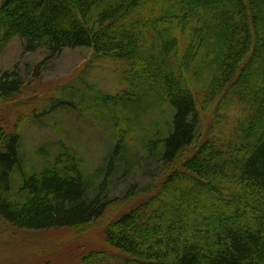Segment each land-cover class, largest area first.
<instances>
[{
	"label": "trees",
	"instance_id": "obj_1",
	"mask_svg": "<svg viewBox=\"0 0 264 264\" xmlns=\"http://www.w3.org/2000/svg\"><path fill=\"white\" fill-rule=\"evenodd\" d=\"M263 1L4 0L0 52L14 38L24 52L46 50L48 57L90 49L127 62L128 88L91 99L116 137L90 174L65 145L57 154L38 150L39 163L28 165L20 134L0 130V218L20 230L79 228L115 203L138 197L105 229L117 254L91 252L80 264H264ZM204 50L211 76H205ZM20 89L15 72L0 75V99L9 102ZM80 93L72 92L86 96ZM199 96L202 107L217 99L226 107L247 100L225 146L213 135L200 140ZM155 105H165L170 115L139 145L143 161L156 166L157 182L133 184L114 199L115 177L133 169L130 129L140 123L141 111ZM72 106L52 100L34 121ZM231 184L237 185L229 193L231 213L208 206Z\"/></svg>",
	"mask_w": 264,
	"mask_h": 264
},
{
	"label": "rangeland",
	"instance_id": "obj_2",
	"mask_svg": "<svg viewBox=\"0 0 264 264\" xmlns=\"http://www.w3.org/2000/svg\"><path fill=\"white\" fill-rule=\"evenodd\" d=\"M3 1L0 0V6ZM192 28L190 26L188 32ZM175 33L177 38L181 37V30ZM210 57L204 50L205 76H211L210 71L214 70V67L209 66ZM126 67L127 62L118 63L86 48L67 49L54 57H48L46 50L27 53L21 41L14 38L0 52V75L15 72L21 81V89L9 102L0 99V130L7 134H20L28 165L39 163L40 159L36 155L38 150L45 149L57 154L59 146L65 145L72 148L80 158L86 166L85 171L93 173L114 145L116 132H113L104 117H99L103 113H97L92 100L96 94L117 96L128 88L124 76ZM90 89L92 91L88 92ZM72 92H85L86 96L79 99ZM200 99L201 96L197 98L201 120L200 140L213 135L221 139L225 146L226 141L234 137L230 133L233 124L248 109L245 104L247 100L241 98L243 102L236 100L230 107H226L217 99L202 107ZM52 100H59L63 104L69 102L73 106L50 113L42 122L34 121L43 114L45 106ZM133 106L126 110L130 111L128 115L134 111ZM169 115L165 105H155L141 111L140 123H133L135 131L130 129L134 133L129 141V162L133 169L125 176L117 174L110 193L112 198H122L123 192L133 184L146 188L154 184V181L157 182L156 166L143 161L139 139L145 134H151L156 127L162 128ZM228 186L230 191H225L222 197L218 196L217 201L211 199L208 206L215 204L226 213H231L227 210L232 205L230 202H233L229 193L236 192L237 185ZM140 200L136 197L117 202L104 217L79 228L20 230L0 218V264H80L81 258L91 252L105 251L116 255L117 252L105 241V229Z\"/></svg>",
	"mask_w": 264,
	"mask_h": 264
}]
</instances>
